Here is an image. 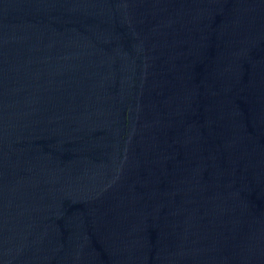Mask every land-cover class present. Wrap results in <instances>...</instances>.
Here are the masks:
<instances>
[{
  "label": "water",
  "instance_id": "95a60500",
  "mask_svg": "<svg viewBox=\"0 0 264 264\" xmlns=\"http://www.w3.org/2000/svg\"><path fill=\"white\" fill-rule=\"evenodd\" d=\"M0 264H264V0H0Z\"/></svg>",
  "mask_w": 264,
  "mask_h": 264
}]
</instances>
